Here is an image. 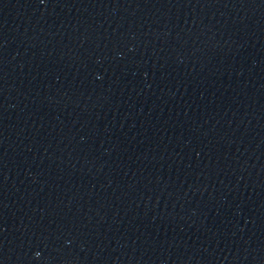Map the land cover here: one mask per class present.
Listing matches in <instances>:
<instances>
[{
    "label": "water",
    "instance_id": "1",
    "mask_svg": "<svg viewBox=\"0 0 264 264\" xmlns=\"http://www.w3.org/2000/svg\"><path fill=\"white\" fill-rule=\"evenodd\" d=\"M0 264H264V0H0Z\"/></svg>",
    "mask_w": 264,
    "mask_h": 264
},
{
    "label": "snow or ice",
    "instance_id": "2",
    "mask_svg": "<svg viewBox=\"0 0 264 264\" xmlns=\"http://www.w3.org/2000/svg\"><path fill=\"white\" fill-rule=\"evenodd\" d=\"M41 2H43V0H41ZM38 255H39V253H38Z\"/></svg>",
    "mask_w": 264,
    "mask_h": 264
},
{
    "label": "clouds",
    "instance_id": "3",
    "mask_svg": "<svg viewBox=\"0 0 264 264\" xmlns=\"http://www.w3.org/2000/svg\"><path fill=\"white\" fill-rule=\"evenodd\" d=\"M37 255H38V253H37Z\"/></svg>",
    "mask_w": 264,
    "mask_h": 264
}]
</instances>
